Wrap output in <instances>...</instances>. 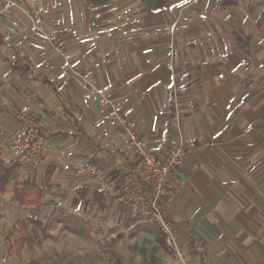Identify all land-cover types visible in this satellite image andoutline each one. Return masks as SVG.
<instances>
[{"label":"crops","instance_id":"crops-1","mask_svg":"<svg viewBox=\"0 0 264 264\" xmlns=\"http://www.w3.org/2000/svg\"><path fill=\"white\" fill-rule=\"evenodd\" d=\"M12 1L23 11L0 2V159L14 162L20 115L40 119L47 144L38 168L16 163L18 180L61 191L89 160L118 184L130 133L161 161L179 148V186L160 200L183 257L170 263L264 264V0ZM95 180L79 188L106 210L115 196Z\"/></svg>","mask_w":264,"mask_h":264},{"label":"rangeland","instance_id":"rangeland-1","mask_svg":"<svg viewBox=\"0 0 264 264\" xmlns=\"http://www.w3.org/2000/svg\"><path fill=\"white\" fill-rule=\"evenodd\" d=\"M12 8L23 11L17 2ZM82 162L93 163L89 160ZM93 164L102 169L100 163ZM75 169L76 166L70 171L73 177ZM35 176L42 183L38 170ZM105 179L111 177L105 176ZM119 179V183L122 182V176ZM74 181L63 186L61 191L54 185L48 186L43 206L38 210L13 203L9 194L14 185L10 183L7 194L0 195V250H7L11 245L6 256L1 258L2 264H109L112 255L119 257L122 264L149 262L153 245L145 241L151 242L152 237L140 228L137 233L132 232L141 221L149 225L152 223L146 218L133 215L126 205L118 203L114 197L108 198L110 201L106 210L100 208L94 200L90 204L85 203L86 199L76 192L80 184L94 185L96 180L81 177ZM68 215H74L77 220L69 219ZM56 217L58 222L48 227L47 224L55 221ZM24 218L39 221L40 225L30 223L27 237L20 246H16V220ZM141 248L146 249L145 260L139 254ZM172 252L168 250L167 253H158L157 264H172Z\"/></svg>","mask_w":264,"mask_h":264},{"label":"built area","instance_id":"built-area-1","mask_svg":"<svg viewBox=\"0 0 264 264\" xmlns=\"http://www.w3.org/2000/svg\"><path fill=\"white\" fill-rule=\"evenodd\" d=\"M4 8L15 6V1L0 0ZM21 127L11 137L13 160L19 166L38 168L47 152L46 140L42 135V123L32 115L18 117ZM128 145L132 151V164L122 176V182L105 179L93 163L81 162L76 165L75 175L98 179L102 192L114 195L118 203L124 204L133 215L144 217L156 224L165 236L169 251H174L178 260L183 261L175 243L174 227L165 219L160 200L172 195L179 186L174 169L184 162L183 152L177 148L161 161L132 133Z\"/></svg>","mask_w":264,"mask_h":264},{"label":"trees","instance_id":"trees-1","mask_svg":"<svg viewBox=\"0 0 264 264\" xmlns=\"http://www.w3.org/2000/svg\"><path fill=\"white\" fill-rule=\"evenodd\" d=\"M12 69L16 73L18 78L22 80H27L32 75L31 72L32 63L28 57H20V58L15 57L14 60L12 61ZM17 169H18V165L15 162L6 163L0 159V195L6 192L10 183H13L14 189L12 191V202L23 207H32L35 210L42 208L44 196H45L44 188L40 187L34 180L25 179L23 181H19L17 175ZM53 172H54L53 167H49L47 172L45 173L44 180L46 184H49L51 182V177L53 175ZM78 195L81 198H85L86 191L80 189L78 191ZM90 198H93L94 202L97 203L100 208L104 207V200L106 199V196L103 195L102 193L98 191H93ZM90 198L86 200L85 203H89V201L91 200ZM68 218L69 219L73 218L77 220V218L74 215L73 216L68 215ZM57 220L58 217L55 218V221L52 220L51 222H49L47 226L49 227L50 225H53L54 223H56ZM145 220L151 222L148 219ZM78 221L81 220L78 219ZM30 223L40 225L39 221H35L34 219L24 218V219L16 220L17 229L15 231L18 234V238L14 242L16 246H20L21 243L27 237L28 234L27 228ZM151 223L152 225H149L141 221L140 225L136 228V230L132 232V234L137 233V230H139L140 228L142 231H144L145 234L149 235V237H152L151 242L145 241L147 244H152L153 247L151 250V256L148 259L149 262L146 261L144 262V264H151V262L157 264L156 256H158V253L167 252V247L165 244V236L163 235L160 228L156 224H154L153 222ZM10 248L11 245H9V247L7 248V253H8V249ZM145 253H146V249L141 248L139 254L144 260H145ZM109 264H122V263L119 257H117L116 255H112L111 258L109 259Z\"/></svg>","mask_w":264,"mask_h":264}]
</instances>
